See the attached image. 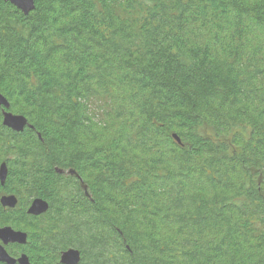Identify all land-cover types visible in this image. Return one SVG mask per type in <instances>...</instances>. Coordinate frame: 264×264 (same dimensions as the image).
<instances>
[{
  "label": "trees",
  "instance_id": "obj_1",
  "mask_svg": "<svg viewBox=\"0 0 264 264\" xmlns=\"http://www.w3.org/2000/svg\"><path fill=\"white\" fill-rule=\"evenodd\" d=\"M0 92L36 264H264V0H0Z\"/></svg>",
  "mask_w": 264,
  "mask_h": 264
},
{
  "label": "water",
  "instance_id": "obj_2",
  "mask_svg": "<svg viewBox=\"0 0 264 264\" xmlns=\"http://www.w3.org/2000/svg\"><path fill=\"white\" fill-rule=\"evenodd\" d=\"M11 2L13 5L18 7L24 14H29L31 10L35 8V0H6ZM10 101L8 98L0 92V107L3 109V125L17 131L22 132L25 130L27 125H30L28 122V118L23 114L13 113L9 110ZM32 126V125H30ZM175 138L181 142L180 137L177 134H174ZM57 171L60 173L64 172V169L57 168ZM71 174L76 173L74 169L69 170ZM7 166L5 163L2 164L0 169V177L2 183L5 182L7 176ZM82 181V185L84 189L87 190V185L84 183L83 179L80 177ZM1 202L4 206H8L11 208H15L18 204V198L16 195H6L3 196ZM50 208V203L41 197L35 198L30 207L28 208V213L33 215H41L47 212ZM0 239L4 241V243H19L26 244L28 241V233L24 230L15 229L14 227L8 225L4 227H0ZM82 255L81 251L78 248H68L67 250L62 252L61 262L63 264H79L81 262ZM0 261H5L8 264H16L17 262L20 264H32L29 260L27 254H22L19 258L12 257L5 247L0 244Z\"/></svg>",
  "mask_w": 264,
  "mask_h": 264
},
{
  "label": "flooded vegetation",
  "instance_id": "obj_3",
  "mask_svg": "<svg viewBox=\"0 0 264 264\" xmlns=\"http://www.w3.org/2000/svg\"><path fill=\"white\" fill-rule=\"evenodd\" d=\"M2 122H3V109H2ZM7 127V126H6ZM11 129V128H10ZM11 130H13V129H11ZM11 153L10 152H8L7 153V157H5L4 159H1L0 158V169H1V166H2V164L3 163H5L6 164V166H7V171H8V173H7V176H6V179H5V182L4 183H2V181H1V177H0V186L2 187L1 188V190H0V206L2 207V208H4V210H7V209H11V207H8V206H4L3 204H2V202H1V199H2V197L3 196H6V195H16L17 196V198H18V204H19V202H20V198H19V196H18V194L16 193V192H13V190H12V183H11V177H10V172H11ZM75 174V173H74ZM73 175V174H72ZM75 176H78V175H76L75 174ZM82 184V183H81ZM37 197H41V196H33L30 200H29V202H28V206H27V212H28V208L30 207V205H31V203H32V201L35 199V198H37ZM41 198H43V197H41ZM45 199V198H44ZM47 200V199H46ZM48 201V200H47ZM49 202V201H48ZM50 203V202H49ZM17 204V205H18ZM44 214V213H43ZM30 215H33V214H30ZM42 215V214H41ZM33 216H40V215H33ZM8 225H10V224H5V225H0V227H4V226H8ZM11 226V225H10ZM28 233V232H27ZM27 243H28V241H27ZM27 243L26 244H19V243H12V242H9V243H4V241L2 240V239H0V244L1 245H3L4 247H5V249L7 250V252L12 256V257H15V258H19L22 254H27V256L29 257V260H30V262L32 263V264H36L33 260H32V258H31V256H30V254H29V252L26 250V249H21L20 247L21 246H25V245H27ZM69 248H71V247H69ZM75 248V247H74ZM68 249V248H67ZM67 249H63V250H60V252H59V262L61 263V264H63L62 262H61V255H62V252L63 251H65V250H67ZM81 251V250H80ZM81 255H82V252H81ZM0 264H8L7 262H5V261H0ZM16 264H20V263H16Z\"/></svg>",
  "mask_w": 264,
  "mask_h": 264
},
{
  "label": "rangeland",
  "instance_id": "obj_4",
  "mask_svg": "<svg viewBox=\"0 0 264 264\" xmlns=\"http://www.w3.org/2000/svg\"><path fill=\"white\" fill-rule=\"evenodd\" d=\"M13 113H15L14 111H12ZM17 114H19V113H17ZM5 157H7V155H3V156H1L0 158L1 159H4ZM32 197H30L29 199H28V201L31 199ZM22 230V229H21Z\"/></svg>",
  "mask_w": 264,
  "mask_h": 264
}]
</instances>
